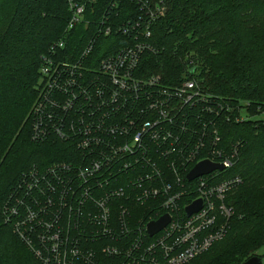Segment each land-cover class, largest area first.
Segmentation results:
<instances>
[{"label": "built area", "instance_id": "built-area-1", "mask_svg": "<svg viewBox=\"0 0 264 264\" xmlns=\"http://www.w3.org/2000/svg\"><path fill=\"white\" fill-rule=\"evenodd\" d=\"M172 1L67 0L66 31L91 34L70 53L63 39L40 57L30 127L34 142L59 138L79 156L31 170L2 211L37 264H187L226 236L225 200L242 180L226 176L238 151L217 126L233 120V106L203 88L194 62L185 65L194 77L171 81L142 71ZM202 161L223 170L188 181Z\"/></svg>", "mask_w": 264, "mask_h": 264}, {"label": "trees", "instance_id": "trees-1", "mask_svg": "<svg viewBox=\"0 0 264 264\" xmlns=\"http://www.w3.org/2000/svg\"><path fill=\"white\" fill-rule=\"evenodd\" d=\"M106 1L97 0V8ZM69 18L67 0H0V264H37L2 221L6 200L31 170L43 173L79 156L75 144L59 138L34 142L30 127L40 57L63 39L70 53L74 42L81 45L91 34L90 27L82 26L66 31ZM256 31L262 32L258 38L260 33L252 35ZM152 33L158 54L143 56V75L169 81L194 77L185 71V65L194 62L203 88L234 108L233 120L217 126L224 146L238 151L229 174L242 183L225 200L233 216L226 236L187 264L261 259L257 252L264 250V0H173ZM241 111L258 118L241 117Z\"/></svg>", "mask_w": 264, "mask_h": 264}, {"label": "water", "instance_id": "water-1", "mask_svg": "<svg viewBox=\"0 0 264 264\" xmlns=\"http://www.w3.org/2000/svg\"><path fill=\"white\" fill-rule=\"evenodd\" d=\"M194 70H191V73H193ZM214 170H223V167L221 165L212 164L209 161H202L199 164H197L193 170L189 172L187 175V180L192 181L197 177H200L202 175L208 174ZM201 207L200 201H195L190 206L186 208V214L187 216H190L194 212H197ZM170 219L168 217H163L159 219L156 222L149 223L147 226V231L150 236L155 235L157 232H159L161 229H163L168 223ZM242 264H261V260L259 257H252L246 262Z\"/></svg>", "mask_w": 264, "mask_h": 264}, {"label": "rangeland", "instance_id": "rangeland-1", "mask_svg": "<svg viewBox=\"0 0 264 264\" xmlns=\"http://www.w3.org/2000/svg\"><path fill=\"white\" fill-rule=\"evenodd\" d=\"M259 26V25H258ZM262 32H263V30H262ZM262 32L260 33V31H256V32H253L252 33V35H257V34H259V35H257L255 38H258L261 34H262ZM53 45V44H52ZM52 45H50V47H52ZM45 53H47V52H45ZM44 53V54H45ZM38 82V81H37ZM37 85V84H36ZM35 89H36V87H35ZM34 89V90H35ZM35 92H36V90H35ZM36 94H37V92H36ZM36 96L37 95H35V98H36ZM33 105V104H32ZM240 115H241V117L244 115V117L245 116H251L250 118H253V117H256V118H258L257 116H255V115H252L251 113H250V115L249 114H246V113H242V111L240 112ZM226 176H232V175H230L229 174V172L226 174ZM1 216H2V221L5 223V221H6V216H5V214L3 213V212H1ZM6 224V223H5ZM257 254L259 255V256H261V264H264V250L263 249H261V250H259L258 252H257Z\"/></svg>", "mask_w": 264, "mask_h": 264}]
</instances>
